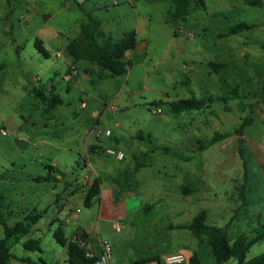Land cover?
<instances>
[{"label": "rangeland", "instance_id": "rangeland-1", "mask_svg": "<svg viewBox=\"0 0 264 264\" xmlns=\"http://www.w3.org/2000/svg\"><path fill=\"white\" fill-rule=\"evenodd\" d=\"M250 1L189 0L182 19L174 16L175 0H0V129L6 130L0 133V207L9 226L41 214L10 242L11 264H29L18 257L70 264L67 246L54 237L59 226L69 240L82 229L108 242L110 264L148 256L165 264L163 255L176 252L215 264L207 239L182 227L204 210L233 240L261 231L264 0ZM89 15L114 40L135 32L126 73L115 76L68 55L66 45ZM240 22L255 27L231 33ZM209 61L226 65L215 71ZM210 95L221 100L172 110L171 102ZM54 96L62 103L47 111ZM246 116L252 123L239 139L234 128ZM90 131L101 140L100 152L88 153L95 141ZM217 131L232 135L201 149L200 141ZM90 163L101 186L86 206L82 181ZM29 239L40 249L25 248ZM262 253L264 239L251 245L246 261Z\"/></svg>", "mask_w": 264, "mask_h": 264}, {"label": "trees", "instance_id": "trees-1", "mask_svg": "<svg viewBox=\"0 0 264 264\" xmlns=\"http://www.w3.org/2000/svg\"><path fill=\"white\" fill-rule=\"evenodd\" d=\"M250 3H257L251 0ZM189 0H175V13L174 16L184 19L188 15ZM255 27V24H247L244 22L233 25L229 31L231 33H239L241 31L251 30ZM136 44V34L134 31L124 33L120 39L114 40L112 37L107 36L100 28V22L92 15L88 16V21L81 28L80 34L66 45V51L75 61L85 59L89 63L96 64L103 70H109L112 75L119 76L126 73L130 67V59L128 52L132 51ZM40 51L43 47L38 44ZM40 45V46H39ZM44 55L48 54L43 51ZM207 65L215 71L223 68L226 63H217L209 61ZM36 91L37 96L42 100L47 101L46 97L41 91ZM262 97L264 98V85ZM214 100H221L219 97L207 96L201 99H179L171 102L172 110L174 112H181L185 110L201 109L203 107H209V102ZM264 100V99H263ZM62 103V100L58 96H54L49 100L47 111L53 109L57 104ZM251 117L246 116L243 121L234 128V132L239 136V139L243 136V129L245 126L250 125L252 122ZM231 132H219L217 131L210 139L206 141H200L202 145L201 149L208 147L211 144L216 143L226 137L231 136ZM242 156V151L239 149ZM138 166V165H137ZM37 181L48 180V177H37ZM100 194V180L95 178L87 189L84 196V203L86 206H90L94 198ZM41 214L36 213L32 216H27L28 222H16L13 226H9L4 218V214L0 207V225H3L5 237L0 240V264H11L10 260L14 257L10 251V242H17L21 239L22 235L30 230V227L35 224ZM184 228H188L194 236L199 239L206 238L212 252L215 256V264H221L231 257L238 258V264H264V253L258 255L250 261H246V254L255 242L264 239V226L261 231L259 229L255 232L256 235L249 239L247 235H240L237 239L233 240L229 237L226 228L211 224L207 221V212L201 211L198 213L192 222L188 225H182ZM77 238L87 241L90 238L83 230H78L76 233ZM54 237L63 246H67L68 249V262L70 264H95L99 255L95 253L94 256L89 257L86 254V250L82 247L78 239L69 240L65 237L64 231L59 226L54 232ZM24 247L31 250H39V241L36 239H29L25 241ZM19 260L32 264V261L26 257H18ZM153 260L160 262V259L155 257L144 258L141 261H137V264H147ZM161 263V262H160ZM184 264H203L201 258L197 253H192L187 256V261Z\"/></svg>", "mask_w": 264, "mask_h": 264}, {"label": "built area", "instance_id": "built-area-1", "mask_svg": "<svg viewBox=\"0 0 264 264\" xmlns=\"http://www.w3.org/2000/svg\"><path fill=\"white\" fill-rule=\"evenodd\" d=\"M153 112L154 113H160L161 109L160 108H156V109L153 110ZM0 133L1 134H6V130L1 128L0 129ZM100 133H101L100 130H98L96 132V134H100ZM107 152L111 153V154L114 153L113 150H108ZM117 156L119 158H122L124 156V154H123V152H119L117 154ZM92 182H93V180H91L89 178H86L84 180V182H82V183L85 186H88V188H89L90 185L92 184ZM77 211H79V209H77ZM115 227L117 229H121V226L118 223L115 224ZM74 239H78L80 245L85 248L87 256L92 257V256L95 255L92 243H91V241L89 239L87 241L80 240L79 238H77L76 234L74 236ZM99 246L101 247V253H100L98 259L96 260L95 264H110V258H111V254H112L111 245L108 242H106V241L101 239V240H99ZM163 260H164L165 264H184L187 261V256L183 252H176V253H172V254H167L166 256H164Z\"/></svg>", "mask_w": 264, "mask_h": 264}, {"label": "crops", "instance_id": "crops-1", "mask_svg": "<svg viewBox=\"0 0 264 264\" xmlns=\"http://www.w3.org/2000/svg\"><path fill=\"white\" fill-rule=\"evenodd\" d=\"M262 2H261V0H259V4H261ZM72 69H74V70H76V68L73 66V67H71ZM71 69V70H72ZM83 105H85V103H83ZM94 115L96 116V115H98V111H94ZM93 131H95V128L94 129H92ZM93 131H90V134H91V136H92V138H94V143H89L88 144V153L91 151V152H100L101 151V140L100 139H98L97 137H95V134L94 133H92ZM136 156H134V158H135ZM135 160H136V158H135ZM91 164V163H90ZM138 162L136 161V168H135V170H137L138 168ZM58 175V177H57V179H60L61 178V175H59V174H57ZM84 179H83V181L82 182H84V180L86 179V178H89V179H91V180H94L95 178H98L99 180H100V178L98 177V174L96 173V170L94 169V167L92 166V164H91V168L90 169H88L87 171H86V173L84 174V177H83ZM100 186H101V182H100ZM83 199H84V197H83ZM115 224H117L116 222H114V226H115ZM78 230H82V229H78ZM86 234L88 235V237L90 238V241H91V243H92V246H93V250H94V252L96 253V254H100L101 253V247L99 246V240L96 238V237H93L91 234H89V233H87L86 232ZM167 255V253H165L164 255H163V257L164 256H166ZM150 257H153V256H148V257H146V258H150ZM137 261H141L140 259H138ZM136 261V262H137ZM159 264L160 262L159 261H157V260H153V261H151V262H149L148 264Z\"/></svg>", "mask_w": 264, "mask_h": 264}]
</instances>
